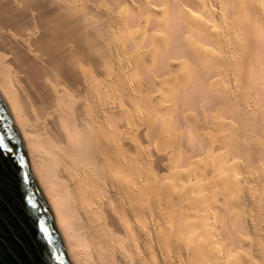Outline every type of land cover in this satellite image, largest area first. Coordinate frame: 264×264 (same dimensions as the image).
<instances>
[{
	"label": "bare ground",
	"instance_id": "obj_1",
	"mask_svg": "<svg viewBox=\"0 0 264 264\" xmlns=\"http://www.w3.org/2000/svg\"><path fill=\"white\" fill-rule=\"evenodd\" d=\"M0 97L72 264H264V0H0Z\"/></svg>",
	"mask_w": 264,
	"mask_h": 264
},
{
	"label": "water",
	"instance_id": "obj_2",
	"mask_svg": "<svg viewBox=\"0 0 264 264\" xmlns=\"http://www.w3.org/2000/svg\"><path fill=\"white\" fill-rule=\"evenodd\" d=\"M0 264H72L53 212L35 179L22 136L0 97ZM23 240V247L17 242Z\"/></svg>",
	"mask_w": 264,
	"mask_h": 264
},
{
	"label": "snow or ice",
	"instance_id": "obj_3",
	"mask_svg": "<svg viewBox=\"0 0 264 264\" xmlns=\"http://www.w3.org/2000/svg\"><path fill=\"white\" fill-rule=\"evenodd\" d=\"M0 143H2V138H0ZM12 156V149L9 148L7 145H3V150L0 151V160H7L11 159ZM20 244L21 247H23V240H20L17 242Z\"/></svg>",
	"mask_w": 264,
	"mask_h": 264
}]
</instances>
